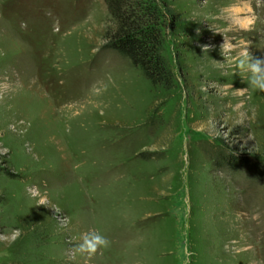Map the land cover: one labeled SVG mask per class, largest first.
Listing matches in <instances>:
<instances>
[{
  "label": "rangeland",
  "instance_id": "rangeland-1",
  "mask_svg": "<svg viewBox=\"0 0 264 264\" xmlns=\"http://www.w3.org/2000/svg\"><path fill=\"white\" fill-rule=\"evenodd\" d=\"M164 1L168 89L103 48L102 0H0V264H264V92L233 59L264 57V0Z\"/></svg>",
  "mask_w": 264,
  "mask_h": 264
},
{
  "label": "trees",
  "instance_id": "trees-1",
  "mask_svg": "<svg viewBox=\"0 0 264 264\" xmlns=\"http://www.w3.org/2000/svg\"><path fill=\"white\" fill-rule=\"evenodd\" d=\"M102 1L109 17L102 34L103 48L126 57L152 85L170 88L174 74L162 51L165 29L175 27V11L164 0Z\"/></svg>",
  "mask_w": 264,
  "mask_h": 264
},
{
  "label": "clouds",
  "instance_id": "clouds-1",
  "mask_svg": "<svg viewBox=\"0 0 264 264\" xmlns=\"http://www.w3.org/2000/svg\"><path fill=\"white\" fill-rule=\"evenodd\" d=\"M237 25L241 28H247L251 25V21L237 20ZM225 53L230 51L229 45L225 42L222 44ZM234 59V66L240 72L247 74V85L253 91L264 92V57L254 58L251 56L247 48L237 53ZM206 91V88L204 89ZM30 196L36 200L37 205L47 207L46 200L40 193L39 189L33 186L30 190ZM58 212L59 209H53ZM110 241L99 231L85 233L78 245V251L86 253L88 256L93 255L98 248H107ZM186 261V258H184Z\"/></svg>",
  "mask_w": 264,
  "mask_h": 264
}]
</instances>
